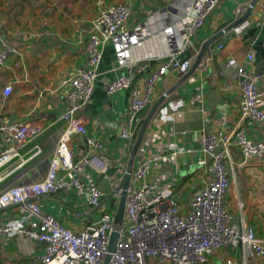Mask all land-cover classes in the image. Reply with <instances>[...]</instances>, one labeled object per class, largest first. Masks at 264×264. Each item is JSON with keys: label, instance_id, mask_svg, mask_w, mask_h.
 Wrapping results in <instances>:
<instances>
[{"label": "crops", "instance_id": "obj_1", "mask_svg": "<svg viewBox=\"0 0 264 264\" xmlns=\"http://www.w3.org/2000/svg\"><path fill=\"white\" fill-rule=\"evenodd\" d=\"M249 1L218 0L193 35V45L180 56L191 58L193 63L198 52L194 45L202 44L219 28L224 17L236 14L237 8ZM117 2L132 5L128 28L140 24L146 26L147 31L139 44L124 50L118 55L119 62L113 63L114 70L133 65L132 84L141 87L167 54L178 51L183 45L182 31L170 24L169 0H0V51L15 47L18 53L10 59L13 64L0 66V118L27 124L35 130L18 146L19 157L0 167V190L20 181L31 182L44 177L49 156L64 129L61 112L66 105V86L63 80L84 64V41L92 18L100 9ZM263 5L264 0H258L255 8ZM103 50L108 55L113 52L117 55L116 49L108 44ZM229 58H235L249 73H260L250 63L248 46L237 37L229 40L216 55L205 53L193 72L182 80L183 75L172 67L157 79L152 102L174 88L149 121L133 159L130 157L134 139L120 136L129 111V94L124 90L108 96L105 85L111 77L103 75L97 79L94 92L80 114L87 132L100 139L103 146L91 153L93 164L82 178L92 181L104 192L102 202L106 209L114 210L117 206L118 196L112 194V185L120 180L130 160L134 169L143 159L159 157L148 176L149 181L171 188L186 209L193 193L205 184L208 176L206 166L198 164L204 158L201 145L205 131L222 129L231 132L241 127L250 139L264 143V121L249 124L239 120L240 89L236 66L226 67ZM142 64L146 67L138 71ZM126 71H120L119 75ZM262 82L259 78V87ZM7 83L12 84L13 91L4 97L1 90ZM146 113L147 110L137 120L133 131ZM223 116L225 123L221 125ZM91 122L96 123L89 128ZM86 138L83 133L74 134L71 142L74 159L88 153ZM0 147H4L1 138ZM232 155L236 164L231 168L232 180L225 196L226 203L231 211L240 215L236 201L242 199L245 207L252 210L250 221L257 236L264 240V157L243 160L236 146H232ZM116 165L122 167L110 174L101 170ZM67 194L68 191L55 192L42 198L41 208L63 225L74 231L80 230L85 218L76 215L75 211L86 210L87 199L85 194L76 192L73 198ZM17 217V208L12 206L0 213V222ZM225 249L228 250L226 256L237 258L240 255V250ZM43 250V243L25 236H0V264H41L39 256Z\"/></svg>", "mask_w": 264, "mask_h": 264}, {"label": "built area", "instance_id": "obj_2", "mask_svg": "<svg viewBox=\"0 0 264 264\" xmlns=\"http://www.w3.org/2000/svg\"><path fill=\"white\" fill-rule=\"evenodd\" d=\"M218 0H169L172 27L182 31L183 45L169 52L163 62L150 72L143 86H134L129 74L133 65H127L122 73L106 85L108 95L130 89L129 111L120 129V136L129 139L133 134V115L147 102H152L153 87L157 79L169 67L181 75L192 66L189 57L181 53L193 45L196 30L214 9ZM248 3L237 8L243 12ZM132 5L117 2L102 8L91 20V27L84 41L85 60L75 72L63 80L66 86V105L61 112L64 129L60 133L54 150L48 159L47 170L42 179L11 184L0 190V213L15 206L18 217L0 222V236H25L44 244L39 256L41 264H103L108 241L114 227L115 209L103 205L104 192L92 181L83 179L93 163L91 153L103 146L95 137H87L88 153L74 159L71 142L74 134L85 133L86 127L80 114L92 96L101 61L102 50L112 43L117 57L124 50L139 44L147 31L145 24L127 27ZM168 12V11H167ZM240 33V31H237ZM15 47L0 51V66L17 55ZM248 58L251 59L250 55ZM119 59H117V63ZM15 65H18L15 62ZM236 66L237 84L240 89V121L255 123L264 121V69L260 73H249L235 58H229L226 67ZM146 67L142 64L138 71ZM262 79V87L257 84ZM10 83L2 87L4 97L11 95ZM225 117L221 118V125ZM35 130L24 123L9 122L0 118V167L19 157L18 146ZM236 146L243 160L264 157V143L250 139L244 128L231 132L222 129L205 131L201 151L204 158L198 161L208 172L206 182L196 190L185 209L175 198L171 188L157 186L148 176L160 160L147 158L131 170L127 188L122 224L107 264H210V255L221 248L240 250V255H228L223 264H264V240L256 234L250 218L252 210L237 198L239 214L228 208L225 196L231 186V168L236 164L232 155ZM105 174L106 168H101ZM137 183V184H136ZM119 180L113 182L116 190ZM70 187L78 194H88L86 210L75 211L85 218L80 230L63 225L55 216L42 210L40 200L58 188ZM119 196V190L115 191Z\"/></svg>", "mask_w": 264, "mask_h": 264}, {"label": "water", "instance_id": "obj_3", "mask_svg": "<svg viewBox=\"0 0 264 264\" xmlns=\"http://www.w3.org/2000/svg\"><path fill=\"white\" fill-rule=\"evenodd\" d=\"M257 2L258 0H250L243 12L224 17L223 22L219 25V28L213 34L207 37L202 44L198 43L194 45V48L198 50V52L192 66L185 74H183L181 80L193 72V70L200 63L205 53L209 55H216L222 48L227 45L229 40L237 39V37L240 39L241 43L244 46H248V55H250L251 57L250 63L253 64V66L260 72L264 69V5L261 6V8H255ZM237 31H240V33H238ZM108 46L111 48L113 47L112 43H109ZM106 52V50H102V57L97 70V79H100L101 76L106 75L107 77L110 76L112 80L119 75L120 71H126L128 66H123L121 68H118L117 70H114L113 63L117 61L118 57L114 52L109 55ZM129 76L131 77V74H129ZM173 88L174 87H171L159 98L153 100V102H147L140 110H138L133 115L130 126L131 129L135 128L137 120L141 118L147 110V113L141 120L140 125L133 131L132 138L134 139V145L132 148L130 159H133L134 154L136 153L143 139L149 121L152 119L154 114L160 110L161 104L173 90ZM125 91L126 94H129L130 89L128 88ZM108 99L110 100L109 97ZM96 114L98 115V113ZM92 123L96 122H91V124H89L88 126L89 128L92 127ZM84 135L86 137H92L90 131L87 132V130ZM131 161L132 160H130V163H128V166L124 169L117 189L112 191L113 194L115 193V191L119 190V196L117 206L115 208L114 227L109 236L107 253L103 260V264H107L111 257V253L114 250V244L118 236V231L122 224L125 197L131 178ZM121 167L122 166L119 165L110 167L108 170H106L105 174H110L112 171L118 170ZM67 191L69 193L67 194L69 197L73 198L76 196L75 190L70 187H61L56 190V192H60L61 194ZM85 197L86 199H88V194H85Z\"/></svg>", "mask_w": 264, "mask_h": 264}, {"label": "rangeland", "instance_id": "obj_4", "mask_svg": "<svg viewBox=\"0 0 264 264\" xmlns=\"http://www.w3.org/2000/svg\"><path fill=\"white\" fill-rule=\"evenodd\" d=\"M11 62H12V64H13V61H10V60H8L7 61V64H11ZM1 169V168H0ZM118 202V201H117ZM221 250V252H216L215 254H213V255H210V259H211V262L214 264V262L216 263V262H218L217 264H223V262H224V259H225V257H226V253H228V250H226L225 248H221L220 249ZM219 250V251H220ZM219 254V255H218Z\"/></svg>", "mask_w": 264, "mask_h": 264}]
</instances>
